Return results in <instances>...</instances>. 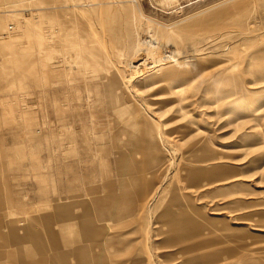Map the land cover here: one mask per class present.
Segmentation results:
<instances>
[{"label": "rangeland", "instance_id": "374dc122", "mask_svg": "<svg viewBox=\"0 0 264 264\" xmlns=\"http://www.w3.org/2000/svg\"><path fill=\"white\" fill-rule=\"evenodd\" d=\"M263 79L264 0H0V264H264Z\"/></svg>", "mask_w": 264, "mask_h": 264}, {"label": "bare ground", "instance_id": "6f19581e", "mask_svg": "<svg viewBox=\"0 0 264 264\" xmlns=\"http://www.w3.org/2000/svg\"><path fill=\"white\" fill-rule=\"evenodd\" d=\"M169 1V0H168ZM31 2V1H30ZM31 4V3H30ZM5 6V5H4ZM67 7V6H66ZM23 8V7H22ZM21 8V9H22ZM57 8V7H56ZM8 11V9H7ZM12 11H17V9H13ZM27 11V10H26ZM6 12V11H5ZM9 12V11H8ZM22 12V11H21ZM19 13V12H18ZM13 14V13H12ZM56 36V35H55ZM154 36L151 35V42L154 41ZM150 43V42H149ZM152 45V44H151ZM148 58V57H147ZM146 62V61H145ZM145 62H141L139 64H137L136 66L139 68V66H141L143 63ZM66 66V65H65ZM52 75V74H51ZM257 80H262V77H259V78H256ZM264 80V79H263ZM58 84V85H57ZM60 86V87H59ZM47 90H48V96H49V99L51 100V104H53L52 106L56 105V102H58V100L61 99L62 97V94L64 92V86H62L60 84V82H56V81H50V83L48 84V87H47ZM66 101V100H65ZM70 101V100H69ZM93 111V110H92ZM39 117V116H38ZM49 118L51 119V115L49 114ZM145 186L148 185V182H144ZM69 197V196H68ZM67 197V198H68ZM69 201H68V207L69 206ZM113 208H118L119 206H121V202L117 201V202H114L112 203L111 205ZM69 238V235L67 236L66 240ZM216 256V253L215 254H207V255H204L202 256V258H198V257H195L194 259L190 258L186 263H191L193 262L194 264H199L200 262L203 263H209L213 257Z\"/></svg>", "mask_w": 264, "mask_h": 264}]
</instances>
